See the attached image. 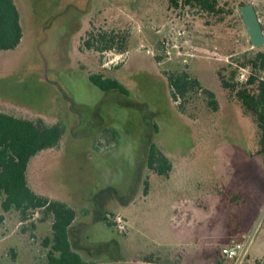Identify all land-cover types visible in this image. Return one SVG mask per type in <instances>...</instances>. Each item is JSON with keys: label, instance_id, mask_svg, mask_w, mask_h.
<instances>
[{"label": "rangeland", "instance_id": "rangeland-1", "mask_svg": "<svg viewBox=\"0 0 264 264\" xmlns=\"http://www.w3.org/2000/svg\"><path fill=\"white\" fill-rule=\"evenodd\" d=\"M250 2L264 29V0H218L219 12L185 0H15L23 37L0 50V110L64 126L59 146L40 163L38 154L29 176L74 203L84 225L71 240L87 260L231 264L220 250L250 237L246 264H264L260 128L218 74L237 67L242 83L251 71L240 66L244 53L264 51L241 18ZM181 70L216 93L218 110L201 88L183 104L172 98L168 75ZM97 72L130 94L100 89L89 78ZM152 141L173 161L169 176L148 170ZM104 215L123 218L125 231ZM40 217L21 222L0 207V264H49L50 219Z\"/></svg>", "mask_w": 264, "mask_h": 264}, {"label": "trees", "instance_id": "trees-1", "mask_svg": "<svg viewBox=\"0 0 264 264\" xmlns=\"http://www.w3.org/2000/svg\"><path fill=\"white\" fill-rule=\"evenodd\" d=\"M185 2L187 4L194 2L210 12L221 10L218 0ZM22 37L23 27L15 0H0V50L17 47ZM83 44H87L88 47L94 46L89 40L83 41ZM111 46L106 43L97 48L105 50ZM240 66L251 67L246 81L240 83L236 79L237 67L231 71L229 77L219 71V78L224 88L235 91L245 111L255 116L260 128L258 153L264 158V51L256 49L254 52L244 53ZM89 78L104 91L117 90L125 95L130 94L129 89L117 78L104 76L98 72L90 73ZM168 81L172 98L175 101L180 100V104L188 100L192 91L201 88L208 97L209 105L218 110L219 101L216 93L210 88L202 87L200 80L188 71H173L168 75ZM106 131L112 132L109 128ZM63 133L64 126L60 122L51 124L42 118L34 120L0 110V207L4 212L17 211L21 222L28 221L36 212L41 214L40 221L51 220V234L44 240L45 246L49 248V264H96L85 260L71 240L70 228L77 217L75 209L63 201L50 199L35 192L29 184L28 167L31 159L42 150L58 147ZM111 134L115 136V132ZM147 167L148 170L164 176H169L173 168L171 158L154 141L148 150ZM148 186L149 177H146L145 194L148 192ZM101 220L108 227H114L108 215L102 216ZM228 261L233 264L232 261Z\"/></svg>", "mask_w": 264, "mask_h": 264}, {"label": "built area", "instance_id": "built-area-1", "mask_svg": "<svg viewBox=\"0 0 264 264\" xmlns=\"http://www.w3.org/2000/svg\"><path fill=\"white\" fill-rule=\"evenodd\" d=\"M250 71L243 70L240 75L241 80L246 81ZM115 227L120 231L124 232L126 229V223L120 216H110ZM252 238H245L243 241H236L225 245L221 254L227 260L233 262V264H246L249 261V250L252 245Z\"/></svg>", "mask_w": 264, "mask_h": 264}, {"label": "water", "instance_id": "water-1", "mask_svg": "<svg viewBox=\"0 0 264 264\" xmlns=\"http://www.w3.org/2000/svg\"><path fill=\"white\" fill-rule=\"evenodd\" d=\"M240 13L249 33V38L253 47L264 45V29L255 6L252 2L240 7Z\"/></svg>", "mask_w": 264, "mask_h": 264}, {"label": "crops", "instance_id": "crops-1", "mask_svg": "<svg viewBox=\"0 0 264 264\" xmlns=\"http://www.w3.org/2000/svg\"><path fill=\"white\" fill-rule=\"evenodd\" d=\"M49 149H53V148H49ZM44 150H42V151H40L39 153H37L32 159H31V162H30V164H29V167H28V169L30 170V165H31V163H32V160L36 157V156H38V154H43V156L42 157H40L39 159H38V161L36 160L35 162H37V163H40V161H42L44 158H46L47 157V155H44V153H42ZM167 155V154H166ZM168 156V155H167ZM29 170H28V180H29V184H30V186H31V188L35 191V192H37V193H39V194H41V195H45V196H47L48 198H50V199H54V200H58V199H55V198H53V197H51V196H49L48 194H47V192H45V189H44V187H43V185H42V182H41V184H39V185H36L35 183H33V181H31V178H30V176H29ZM32 182V183H31ZM59 201H63V202H65V203H67L69 206H71L72 207V205L71 204H74L73 202L71 203V202H69V201H66L65 199H59ZM134 202H132V203H130V204H135V202H136V198L133 200ZM73 208V207H72ZM74 209V208H73ZM75 211L77 212V217H76V219H75V221L73 222V224H72V226H71V228H70V237H71V232L73 231V229L76 227V225H77V232L79 233L80 232V227L82 226V225H84V221H80V212H78V209L76 210L75 209ZM42 222V221H41ZM51 224H52V222H51V220L49 221V227H50V230H51ZM82 231L83 230H81V233H82ZM50 236V235H49ZM77 238H83L82 237V235H78V237ZM83 257H84V259L85 260H87L86 259V257L83 255V253L81 252V251H79V250H77ZM88 262H93V261H89V260H87Z\"/></svg>", "mask_w": 264, "mask_h": 264}]
</instances>
